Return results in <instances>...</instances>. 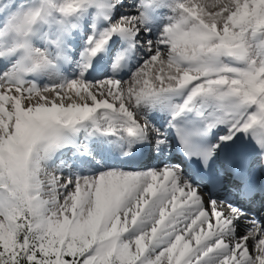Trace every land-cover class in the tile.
<instances>
[{
	"label": "snow or ice",
	"instance_id": "obj_1",
	"mask_svg": "<svg viewBox=\"0 0 264 264\" xmlns=\"http://www.w3.org/2000/svg\"><path fill=\"white\" fill-rule=\"evenodd\" d=\"M124 8L0 0V264H264V212L249 207L264 200V0ZM110 45L113 75L87 79ZM139 48L147 59L118 78ZM71 63L69 79L61 67ZM138 145L182 157L100 164ZM64 149L98 170L50 167Z\"/></svg>",
	"mask_w": 264,
	"mask_h": 264
},
{
	"label": "bare ground",
	"instance_id": "obj_2",
	"mask_svg": "<svg viewBox=\"0 0 264 264\" xmlns=\"http://www.w3.org/2000/svg\"><path fill=\"white\" fill-rule=\"evenodd\" d=\"M131 1L134 3V5H132L133 7H127V9H131L130 12L134 13V10H136L135 5L137 3V0H131ZM164 12H167L169 14L167 9L157 10L156 14H154V19H153V21H152V23L150 25L152 30H151V32H148V33L144 34L145 36L146 35L149 36L147 39H155L158 36V34H159V32H160V30H161V28H162V26H163V24L165 22V20H164ZM89 22H91L90 19L85 23V25L87 23H89ZM101 25H103L102 22H101ZM78 33L82 34V30H80ZM75 35L76 34H74V36ZM78 44H80V42L79 41H77V42L75 41L73 43L72 47L76 48L78 46ZM119 46L120 47H122V46L124 47L123 42H119ZM111 49H112V46L110 45V51H108L106 53H102L101 55H99L93 61L94 68L89 70V73H88V75L86 77L87 79L94 80V78L96 76H95V74L92 75V72L95 70V68H101L103 71H107L108 70V66H106L107 65V59H108V57H111L112 53H115V51H117V49L116 50H111ZM145 54L148 55L149 53L145 52ZM136 61H137V58L134 59V57H133V58H131L130 62H128V61L124 62L125 65H126L125 69H127L128 72L125 75L121 76L123 79H125V80L128 79L130 77L131 73L134 72L136 70V68L139 67L143 63L142 62L138 66L133 67V65H135ZM67 66H68V64L63 65L61 67V72H62L64 77L70 78L72 73H77V71L76 72L73 71L74 70L73 63H71V65H70V67H72V70H69ZM44 83H46V82H44ZM166 115H167V113H165V112H155V113H153V116H157V117H165ZM136 150L138 152H140V154H142L144 156V162L142 163L141 166L135 167L134 165H128L127 163H125V160L123 161L121 159V156H119L118 153L113 154L110 158H107L106 160H101V162L106 167L111 166V167H120V168L121 167H125L126 168V167L133 166L132 168H127V169H135V168L142 169V168H145V167H156V166H158L160 164L161 160H163L164 162L168 161V159L165 157L166 151L163 153L162 156H157L148 147H143V146L138 145ZM74 159H75V157L72 156V153L68 149H64V150H62V152H57L52 157V159L48 161V164H49L50 167L59 166L62 169H66L64 167V163H66L67 161H70V162L72 161L73 162ZM56 160H58V161H56ZM61 161H64V162H61ZM79 165H81L79 171L81 173H86L87 175L98 170V166H97L95 161H92L91 163H89L87 161L77 162V166L76 167H79Z\"/></svg>",
	"mask_w": 264,
	"mask_h": 264
},
{
	"label": "rangeland",
	"instance_id": "obj_3",
	"mask_svg": "<svg viewBox=\"0 0 264 264\" xmlns=\"http://www.w3.org/2000/svg\"><path fill=\"white\" fill-rule=\"evenodd\" d=\"M131 4H133L132 2H131V0H126L125 1V8L124 9H122V11H125V12H129V10L127 9V7H133V6H131ZM134 5V4H133ZM136 5H137V3H136ZM136 5H135V7H136ZM133 10V9H132ZM134 12H135V10H134ZM154 14H156V13H154ZM168 15V13L167 12H164V17L165 16H167ZM165 20V19H164ZM90 23V22H89ZM89 23H87L85 26H84V29H82V34H80V33H77L74 37H73V40H74V42L76 41H79L80 42V44L79 45H82L83 44V41H84V39H86V33L87 32H90V29L87 27V25L89 24ZM166 23V20H165V22H164V24ZM163 24V25H164ZM101 26H103V25H101ZM163 27V26H162ZM86 29V30H85ZM146 37L148 38L149 36L148 35H146ZM77 49V48H76ZM74 50V49H73ZM82 50V49H81ZM149 55V54H148ZM148 55L147 54H145V51L143 50V48H139L138 49V58H137V61H136V63H135V65L133 66V67H135V66H138L140 63H142L145 59H147V57H148ZM73 59L75 60V59H78V52H76V55L73 57ZM107 64H108V62H107ZM73 66H74V72H76L77 71V73H72V75H71V77L69 78V79H71V78H75L77 75H78V72H79V69L77 68V66H76V64L75 63H73ZM68 69L69 70H72V67H70V66H68ZM72 71V72H73ZM61 74H62V72H61ZM63 75V74H62ZM110 75H113V73H111V68H110V74H109V76ZM105 76H108V74H105V73H100L99 75H97L95 78H94V80H99V79H102V78H104ZM118 76V75H117ZM118 78H120L119 76H118ZM43 81H42V83H44V82H46V83H48L49 82V80L45 77V78H43L42 79ZM46 80V81H45ZM100 158L99 157H97V160H99ZM67 165H71V163L70 162H67L66 163ZM65 164V165H66ZM100 164H102L103 165V163L100 161ZM68 170H70V172L69 171H66V172H64V174L65 175H69L70 173H72V172H79L78 171V169L77 168H75V167H73V166H71V167H66ZM77 170V171H76ZM79 174H81V175H87L86 173H80L79 172Z\"/></svg>",
	"mask_w": 264,
	"mask_h": 264
}]
</instances>
